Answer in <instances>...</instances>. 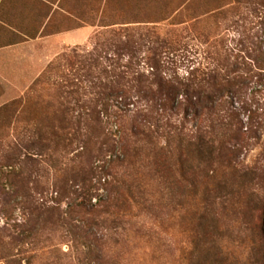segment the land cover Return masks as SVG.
I'll return each mask as SVG.
<instances>
[{
    "label": "rangeland",
    "instance_id": "obj_1",
    "mask_svg": "<svg viewBox=\"0 0 264 264\" xmlns=\"http://www.w3.org/2000/svg\"><path fill=\"white\" fill-rule=\"evenodd\" d=\"M71 2H61L66 11L55 9L49 31L90 26L89 32L44 55L38 73L13 78L11 99L0 107V264H197L212 245L221 264H264L253 249L260 246L262 211L249 201L252 192L264 191V171L257 168L255 180L230 198L234 209L220 214L217 198L220 232L213 233L210 218L199 224L205 175L190 170L187 181H175L165 156L157 166L153 143L165 144L169 134L181 131L186 144L210 130L227 147L235 138L239 167L264 162V127L254 133L248 119L255 112L250 119L264 124V0ZM105 56L121 58L111 65ZM129 61L130 71L144 74L132 94L148 111L106 122V70H126L122 65ZM209 73L218 79L209 81ZM156 81H172L179 91L189 86L180 92L184 105L199 102L206 89L221 98L199 118L172 117L163 110L170 104L166 90ZM240 128L247 132L239 134ZM119 139L128 144L121 147ZM122 149L128 160L113 174L127 205L110 211L125 214L121 223L108 221L97 232L105 236L103 255L94 261L85 226L92 215L81 204L109 195L103 186L111 176L97 171L92 177L90 171ZM170 150L175 159L174 143ZM129 186L135 200L128 197Z\"/></svg>",
    "mask_w": 264,
    "mask_h": 264
},
{
    "label": "trees",
    "instance_id": "obj_2",
    "mask_svg": "<svg viewBox=\"0 0 264 264\" xmlns=\"http://www.w3.org/2000/svg\"><path fill=\"white\" fill-rule=\"evenodd\" d=\"M124 48L127 47V45L123 46ZM130 47V46H129ZM106 61L113 65L114 63H118V59L121 58L120 56L110 57L105 56ZM94 64H98L99 61L97 58L94 59ZM126 70L122 71H109L106 70V75L109 77V80L107 81V84H105V88L102 91V100H103V115L105 116L106 122H109L113 119V117L120 116L121 118L126 115L131 114H143L145 112V109L143 107H139L136 103L140 102L137 101L135 97H133L135 94L133 93L134 89V83L137 81L138 83H142L145 81L144 74L139 72H132L130 69L133 67V65L129 62L122 65ZM214 73V72H213ZM213 73H209L207 78L208 80H217L218 75H214ZM229 75V74H228ZM226 76L222 75L221 80H226ZM234 78H236V74L234 75ZM239 82L246 83L247 79L243 76H238ZM133 82V84H132ZM159 88L165 89L166 97L170 100V104L168 107H164L163 110L168 111L169 115L174 116H181L182 115H193L195 118H199L204 114H207L213 110L216 103L218 102V99H220L221 94L219 96V93H215L213 91H210L208 89L204 91L199 92V102L191 104V105H184L182 103L181 94L180 92L184 91V93L187 92V88L189 86H186L184 90L179 91L178 86L173 84L172 81H156ZM160 89H158L156 92H162ZM151 90V89H150ZM153 90V89H152ZM151 90V91H152ZM183 97V96H182ZM198 97V95H197ZM248 102V100H247ZM131 107H135L131 108ZM142 108V109H141ZM138 110V111H136ZM141 110V111H140ZM133 111V112H132ZM140 111V112H139ZM148 109L146 110V112ZM145 112V113H146ZM144 113V114H145ZM254 113L249 115V125L250 129L254 132V128L256 126L264 127V124L252 121L254 120ZM252 120H251V119ZM116 121V120H115ZM134 128V127H133ZM176 129V132L180 131L178 129V126H174ZM178 129V131H177ZM120 126H117V131L120 132ZM231 132H233V129L230 128ZM247 130H249L247 128ZM239 134L246 133L247 131H244L243 128L239 129ZM181 132V131H180ZM178 132V134L174 135H168L167 140L165 144H160L157 142L154 143V148L157 149L156 151V164L157 166L161 165V159L165 156V159H168L169 162H171V168L173 170V176L175 177V181H183L188 180V175L191 174L190 170L193 171V173H197L198 171H202L205 175V181L208 185L205 184V191L207 196L205 197L206 205L204 206V213L205 215L200 214V218H203V220H199V224L203 225V221L206 218H210L212 221V225L210 227L211 231L213 233H219L220 228L218 224V218H215L218 215L217 212V198H219L221 201V208L223 210L220 214L226 213V210H231L235 208V203L237 202H231L230 198H234L236 194H238L239 189L247 182H252L255 180L256 176L258 175V169L264 171V162L263 163H255V166H241L239 167V163L241 160H239L240 154L235 147L236 143L232 142L235 138L231 137L229 141H231V144L229 147L225 146L221 141L219 140L216 142V139L211 135L214 134L211 133L210 130H206L205 132L199 131V135H197L196 139L194 141H189L188 143H184V139L181 135V133ZM236 133V134H238ZM255 133V132H254ZM210 134V135H206ZM233 134V133H232ZM145 136H149L148 134H144ZM153 136V135H152ZM141 140V138H139ZM117 143L121 144L120 146L123 147L126 144H128L127 141L122 142V140H116ZM174 143L175 149L177 150V156H175V159L173 158L174 152L170 150V146ZM138 149V147L136 148ZM226 149V152L223 154V150ZM120 151L119 153L112 151L108 158L105 159V162L101 166H96L91 168V174L92 177H97V171L103 172L106 175L111 176V180H106L104 183V188L109 192V195L107 194L103 198H99L98 202H92V200H88L87 202H83L81 206L84 208L87 213L91 214L92 217L89 218L88 225L85 224V226H88V230L86 234H88V237L91 239V243L88 244L91 255L94 261H98L102 255H103V247L102 244H104L103 238L105 234H101L99 236L97 232H99V229L103 226L104 223L110 221L111 224L121 223L122 218L124 216V212H115L110 211L111 208H121L125 205H127V200L121 199V189L122 185H120L116 180L118 178L116 175H114V167L119 165V163L122 165L127 162L128 160V150ZM264 152V147H263ZM173 161V162H172ZM168 162V161H167ZM260 167V168H259ZM258 168V169H257ZM164 171L167 170V168L163 169ZM96 173V174H95ZM95 174V175H94ZM98 181H101V175H99ZM116 177V178H115ZM203 180V179H202ZM123 183H126L125 180H121ZM204 181V180H203ZM93 185L91 184L88 188L87 195L91 194V188ZM126 188V186H125ZM132 188V185H131ZM129 189V190H128ZM127 189V194L129 195V198H132L135 200V196L132 193L133 189L129 188ZM110 193H114L116 197H113L110 195ZM212 193V194H211ZM195 194V193H194ZM210 194V195H208ZM209 196V197H208ZM229 200V203L227 201ZM249 201L252 203H255L254 205H257L260 211H262L261 217H262V223L260 226H258L259 229V235H260V246L254 249L255 254H261L262 257H264V191H254L249 195ZM113 202V203H111ZM103 205V207H102ZM230 207H229V206ZM101 207V208H100ZM105 207V208H104ZM70 211H73V209H70ZM123 211V210H121ZM207 215H210V217H207ZM88 222V220H87ZM115 226V225H114ZM75 227L79 228L78 225H75ZM211 248L207 249L205 253L202 255V258H199L196 260L197 264H207L209 261H211L212 264H221L219 258H221V255H217L218 251L213 250L217 247V245H212ZM220 253V252H219ZM190 264H192V259Z\"/></svg>",
    "mask_w": 264,
    "mask_h": 264
},
{
    "label": "crops",
    "instance_id": "obj_3",
    "mask_svg": "<svg viewBox=\"0 0 264 264\" xmlns=\"http://www.w3.org/2000/svg\"><path fill=\"white\" fill-rule=\"evenodd\" d=\"M62 1L0 0V107L11 99L13 78L21 72L38 73L44 55L51 57L60 44H74L89 32L90 26L49 31L54 24L55 9L65 10ZM45 42L51 46L46 50Z\"/></svg>",
    "mask_w": 264,
    "mask_h": 264
}]
</instances>
